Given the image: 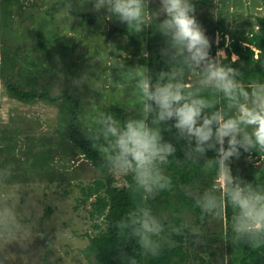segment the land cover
Segmentation results:
<instances>
[{"label": "rangeland", "instance_id": "obj_1", "mask_svg": "<svg viewBox=\"0 0 264 264\" xmlns=\"http://www.w3.org/2000/svg\"><path fill=\"white\" fill-rule=\"evenodd\" d=\"M69 2L70 13L65 10L66 0H0V67H5L10 81L26 91L47 89L52 95L73 99L92 131L108 106L120 107L127 117L139 109L135 81L121 76L125 69L118 65L135 72L147 67L116 29L142 39L147 28L133 33L114 18L105 19L103 9L94 11L87 2L79 6L77 0ZM157 6L158 0H149L150 10ZM197 11L214 15L218 40H244L257 32L256 20L264 15V0H214L205 11ZM86 14L98 17L84 18ZM108 44H113L117 53L107 51ZM4 77L0 69V175L7 172L0 181V193L18 195L19 208L33 212L29 219L35 227L32 242L25 247L0 237V264H94L95 256L81 251L90 238L107 229L104 217L95 215L97 197H111L107 172L86 159L62 132V120L70 110L65 101L17 99L9 94ZM161 130L183 150V141L176 142L163 125ZM177 157L159 165L170 180L178 177L175 164L189 162ZM261 167L264 161L252 153L231 160L233 174ZM108 172L114 180L112 187H135L131 174ZM177 179L176 186L148 199L147 206L164 225L162 243L178 250L182 264H230L227 232L231 224L224 215L208 214L202 224L195 225L194 213L182 205L183 198L194 199L189 192L219 194L215 179L197 180L189 186H183L180 175ZM165 199L168 205L163 206ZM59 228L66 230L63 236L57 235Z\"/></svg>", "mask_w": 264, "mask_h": 264}, {"label": "clouds", "instance_id": "obj_2", "mask_svg": "<svg viewBox=\"0 0 264 264\" xmlns=\"http://www.w3.org/2000/svg\"><path fill=\"white\" fill-rule=\"evenodd\" d=\"M85 2L94 11L105 10V19L114 18L133 33L155 25L164 37L161 55L166 70L155 79L147 70L135 72L118 65L125 69L121 76L135 81L141 105L123 121L111 113H100L91 138L103 140L100 150L106 166L131 174L143 201L169 188L170 177L159 165L168 163L177 145L165 138L163 125L176 142L183 141L186 159L215 170L214 186L219 194L189 192L195 205L214 216H222L225 207H230L233 242L264 246V184L254 185L234 175L231 168V160L242 153L264 154V79L245 85L243 73L232 66L235 61L227 59L223 48L211 54L219 40L210 39L197 21L193 0H158L154 10H150L149 0H77L78 6ZM65 10H72L69 0ZM105 47L109 52L118 51L113 44ZM209 151L214 155L208 157ZM6 175H0V181ZM18 205L14 192L0 193V237L25 247L32 242L35 222L29 219L33 212ZM124 223L146 254H159L164 225L146 204L129 211ZM65 231L59 228L57 235L63 236ZM127 264L137 261L128 257Z\"/></svg>", "mask_w": 264, "mask_h": 264}, {"label": "trees", "instance_id": "obj_3", "mask_svg": "<svg viewBox=\"0 0 264 264\" xmlns=\"http://www.w3.org/2000/svg\"><path fill=\"white\" fill-rule=\"evenodd\" d=\"M214 0H193L195 11H205L206 8L213 5ZM87 16L97 18V14H86ZM197 21L205 30L210 39H216L217 25L214 24V15L206 12L205 14H198L195 12ZM257 32L252 33L251 36L244 40L233 39L228 42L225 37H222L218 44L214 43L211 48V54H215L217 48H223L228 60L236 57L233 67L238 68L242 73V81L245 85L250 84L257 79H264V15L258 17L256 20ZM115 30V29H114ZM116 32L121 33L127 37L128 44L133 46L137 55L142 57V64L147 67L149 74L155 79L161 70H166L164 57L161 55V49L164 46V37L157 32L155 25L147 27V32L143 38H138L132 35L129 31L124 29H116ZM2 77L5 75V67L1 66ZM6 88L12 97L23 100L25 102H34L35 100H46L52 103H64L70 108L67 111V117L62 120V132L72 142L76 143L80 152L84 157L90 160L93 164L104 168L107 172V187L111 197L107 200L104 197L98 196L95 202L97 212L95 215L104 217L107 229L105 232H100L97 236L90 238L89 245L81 252L88 256L90 254L95 256L94 264H127L128 257H134L137 264H182L177 259L178 250L169 243H161V249L157 256L146 254L137 243L130 230L125 226L127 213L133 210L138 204L148 205V200H142V193L136 190V187L130 188H115L113 185V178L109 175L108 167L105 164V155L100 150V141L91 138L92 131L90 126L85 124L81 118L80 111L77 108V103L69 98L61 95H52L49 90L43 89L37 92L26 91L18 84L10 81L7 76L4 77ZM210 95V93L208 94ZM219 104H224L223 100ZM102 113H111L119 120L123 121L127 118L124 111L117 106H108ZM99 119V118H98ZM98 125V121L96 122ZM178 145V143H176ZM253 157L261 159L264 154L251 152ZM247 153H242L243 157ZM208 157L214 155L209 151L206 154ZM174 156L184 159L183 150L177 149ZM179 158V159H180ZM264 161V160H263ZM175 175L171 180V187L178 184L180 175L183 186H189L198 180L215 179V170L207 169L202 162L193 163L184 161V163L175 164ZM242 179L255 184H264V167L254 169L251 172H238L237 174ZM186 193V192H184ZM168 205V199L164 200V205ZM182 205L185 209L194 213L195 219L192 221L195 225L202 224L207 219L206 213H203L199 207L195 205V200L190 198H183ZM233 210L230 207H225L224 218L231 224V217ZM98 229L100 226L95 225ZM228 235V250L232 257L230 264H264V246L254 247L241 241L234 243L232 239V230L229 229Z\"/></svg>", "mask_w": 264, "mask_h": 264}, {"label": "crops", "instance_id": "obj_4", "mask_svg": "<svg viewBox=\"0 0 264 264\" xmlns=\"http://www.w3.org/2000/svg\"><path fill=\"white\" fill-rule=\"evenodd\" d=\"M259 9H261V8H259ZM233 60H236V57L234 56V58H232Z\"/></svg>", "mask_w": 264, "mask_h": 264}, {"label": "built area", "instance_id": "obj_5", "mask_svg": "<svg viewBox=\"0 0 264 264\" xmlns=\"http://www.w3.org/2000/svg\"><path fill=\"white\" fill-rule=\"evenodd\" d=\"M261 159L264 160V157H262Z\"/></svg>", "mask_w": 264, "mask_h": 264}]
</instances>
